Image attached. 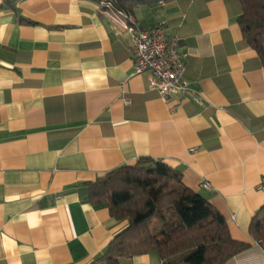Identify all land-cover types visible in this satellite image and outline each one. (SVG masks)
<instances>
[{
	"label": "crops",
	"instance_id": "0c3cea01",
	"mask_svg": "<svg viewBox=\"0 0 264 264\" xmlns=\"http://www.w3.org/2000/svg\"><path fill=\"white\" fill-rule=\"evenodd\" d=\"M99 3L0 0V264H105L128 222L86 184L140 158L179 172L250 245L226 264H264L248 235L264 205V65L238 0H123L138 26L179 40L188 91L167 104L132 75L131 37Z\"/></svg>",
	"mask_w": 264,
	"mask_h": 264
},
{
	"label": "trees",
	"instance_id": "16d2710c",
	"mask_svg": "<svg viewBox=\"0 0 264 264\" xmlns=\"http://www.w3.org/2000/svg\"><path fill=\"white\" fill-rule=\"evenodd\" d=\"M113 1L128 13L123 0ZM238 2L243 39L264 65V0ZM86 189L92 206L105 205L111 217L128 222L97 260L105 264L147 253H155L163 264H226L250 247L233 240L223 217L165 163L140 158L86 184ZM248 235L264 244V205L252 217Z\"/></svg>",
	"mask_w": 264,
	"mask_h": 264
},
{
	"label": "built area",
	"instance_id": "2783aa9c",
	"mask_svg": "<svg viewBox=\"0 0 264 264\" xmlns=\"http://www.w3.org/2000/svg\"><path fill=\"white\" fill-rule=\"evenodd\" d=\"M99 11L129 33L134 54L132 75L147 73L149 89L163 103L167 104L175 93L188 91L185 56L180 52L179 40L167 36L162 24L141 28L131 15L115 8L113 0H100ZM203 185L208 188L207 183Z\"/></svg>",
	"mask_w": 264,
	"mask_h": 264
}]
</instances>
